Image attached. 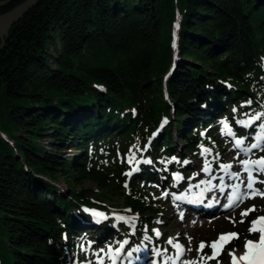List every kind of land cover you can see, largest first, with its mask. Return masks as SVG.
<instances>
[{"label":"trees","instance_id":"16d2710c","mask_svg":"<svg viewBox=\"0 0 264 264\" xmlns=\"http://www.w3.org/2000/svg\"><path fill=\"white\" fill-rule=\"evenodd\" d=\"M221 120L248 140L264 125V0H40L0 35V264H80V241L121 240L92 221L109 188L160 246L152 185L215 158Z\"/></svg>","mask_w":264,"mask_h":264},{"label":"rangeland","instance_id":"374dc122","mask_svg":"<svg viewBox=\"0 0 264 264\" xmlns=\"http://www.w3.org/2000/svg\"><path fill=\"white\" fill-rule=\"evenodd\" d=\"M237 119L238 118H234L236 122L244 120L241 118L240 120H237ZM247 120H250V119H247ZM247 120H244V121H247ZM225 122L227 123L226 120H221V122L217 124L219 125V127L217 128H220L219 132H220V138L222 141L221 149L215 158H212V160L210 159L206 161V163H209L211 161L214 164H216L218 159H222V162H223L222 165L226 163V165L233 166L234 168L231 167L233 173H239L240 175L241 173L240 171L243 172L244 167L241 166V163L238 160V157L242 156L243 152L240 151L236 147L234 139L229 138L226 135V133L223 134V132H226L227 130L224 127ZM258 129L259 130H257L255 135L253 136L252 143L257 142L256 137L258 135L264 136V132L262 131V128L260 127ZM173 137H176V135H173ZM181 141L182 140L177 139L178 145H181ZM123 143L125 144V140H123ZM262 147H264V144H262ZM68 153H71L70 150L68 151ZM263 153H264V150H261V148L253 149L251 150V152H249L250 156H253L256 160L261 157H264V155H261ZM189 159L193 163V166H192V169L194 170L193 178L200 179V177L204 175V173L200 169L203 166V164H201V162L199 161L197 157L191 156L189 157ZM205 159L207 158L205 157ZM140 160L139 162H137L135 166H132L125 171L124 173L125 178L128 179V177H131V175H133L134 169L142 161ZM131 161H132L131 157L127 154V151L125 150V148H118V155H117V160H116L117 164L119 165L118 172L122 173L123 171V167L121 165H129ZM221 166L219 169V173H220V175H218L219 178L221 176V173L222 175H224L223 174L224 172H222ZM211 167L212 166H209V168ZM237 168L239 169V171L237 170ZM127 173H131V175H127ZM213 173L214 175H216L218 173V170L216 172L214 170ZM256 174H260L259 176H261V181H264V173H259L256 171ZM246 176H247V173L246 172L243 173L244 179H246ZM58 184L60 185L62 190L67 189L66 183L63 178H60V180L58 181ZM232 184L234 185V181H232ZM262 185H264V183H259V185H256V186L261 187ZM85 186L95 187L96 184L92 181H87L85 182ZM152 188H153L151 189L152 196L154 198L161 199L162 200L161 202H163L164 204H166L168 201L176 202L174 199V195L172 196V194L170 193H168L170 194V197L168 199L165 198L166 196L165 194H167V192L165 191V188H162L158 182H155L152 185ZM111 191H112L111 188H109L108 195L111 196L113 199H109V201L105 200V203H107L110 206V208L108 209L109 212L114 213L115 218L118 213L128 214L129 212L121 210L122 209L121 204H122L123 199L120 196L112 195ZM93 194H95V192H93ZM226 196H228V193ZM169 202L168 204L172 206V204ZM253 205H255L256 211L251 212L247 217H244L243 218L244 222L241 223L240 222L242 219L241 212L244 211L245 209L252 208ZM172 215H173L172 212L167 211L164 214H161L160 216H158L157 218L152 217V219H154V221L156 222V229L160 233L159 235L160 240L158 241V244L160 245L163 244L167 249H169V251L167 252V254H165V256L169 258H173L175 251H176L175 245L178 242H181L179 240V235H182V238L185 241L183 243L184 245L187 246V249H188L186 256H185L184 264H186V262H193V261H195L196 264H226V262L229 260L230 252L236 251L239 248H241L246 243L247 240H253V241L258 240L259 234L258 233L249 234V228L251 226V221L256 220L258 217H264V197H261L260 195H258L257 198L255 199H245L228 213H224L221 215H217V213L206 215L205 218L211 216V217H217L218 219H220L216 224H213V225L211 224L207 226L197 227L194 222V220L196 219V216L188 215L187 224L183 226L182 225L183 222L180 221L179 215H177V217H171ZM205 218H200V221L203 222ZM137 219H138L137 216L130 215L128 216L127 220H125V222L128 223V225L130 226V224L131 223L134 224L137 221ZM172 219H173V222L171 221ZM117 220L121 221L120 219H117ZM233 220L235 221V223L232 222ZM179 225L183 226L182 229L179 228ZM116 230H119V227H117ZM120 232L122 234L123 231H120ZM236 232L245 234V237L242 238V240H238V242L242 244L240 247L235 248L233 250H228L227 245L229 243H227L222 250V252L224 253V257H225L224 259H221L220 261L216 259L215 260L208 259V257L212 256V252H213L212 248L210 247L212 242L216 241L222 233L227 234V233H236ZM127 237H129V235ZM134 239L137 241L138 239L137 235H135ZM149 239L152 242L155 241L154 237H150ZM169 239H171L173 243L170 244L168 242ZM202 241L205 242L206 247L203 249V251H198L197 249L199 248V245ZM89 242L90 241L88 242L80 241L79 243L80 244V258H81L80 264H99L100 257L107 258L110 261L112 258V255H114V250L122 244V243H119V240H117L116 242H114V240H109V237L105 235L103 239H101V241L97 245H94L92 242L91 243ZM143 246L145 247V245ZM137 249L140 250V247L138 246ZM154 253H155L154 251L148 250L145 253V255L146 257H148L149 260H153ZM201 257H204V259H201Z\"/></svg>","mask_w":264,"mask_h":264},{"label":"snow or ice","instance_id":"6c2138e0","mask_svg":"<svg viewBox=\"0 0 264 264\" xmlns=\"http://www.w3.org/2000/svg\"><path fill=\"white\" fill-rule=\"evenodd\" d=\"M249 103L251 102L249 101ZM259 118L260 117L257 116L247 121H238V123H240L244 127H250L252 123L254 122V120H257ZM224 127L225 129L228 130V134L234 135V133L231 132V129L228 127L226 122L224 123ZM260 127L264 129V125H261ZM256 140H257L256 143H252L249 147L245 148V147H242V145H244L245 143L244 139L238 138L235 140V145L245 155L251 152L252 149L261 148V150H264V147H262V144H264V136L258 135L256 137ZM205 151H208V149H205ZM134 158L135 157L133 155L132 159ZM172 159L175 160L176 158L173 157ZM185 163H188V161H185ZM241 163L244 166V171L247 172V175H248V180L246 184V188L248 189V192L241 194L239 191V185H237L233 194L228 197L229 203L226 205V207H229V208L233 207L234 205H237L239 202H242L245 199H254L257 195L264 197V192L254 187L256 183L258 182L264 183V181H258L256 177L253 176V166H256L257 172L264 173V157H261L255 161H250L246 159V160L241 161ZM221 167L224 169H230L232 166L222 165ZM205 170L207 171V169ZM127 175H131V173H127ZM231 175L234 178L239 177V173H231ZM177 179H180V177L177 176ZM241 183H243V181ZM176 199H181V197H176ZM254 211H256L255 205H253L252 208L250 209H245L244 211H242L241 212L242 219L240 222L243 223L244 222L243 218L247 217L251 212H254ZM92 214L100 219L105 218L102 213L94 212ZM118 219L125 220L124 217H118ZM232 222L235 223L234 220ZM256 233L259 234L258 241L247 240L245 243L246 253L244 255L237 258L235 256V251L229 253V256L231 258V264H239L240 261L245 262V264H264V217H258L256 220L251 221V226L249 228V234H256ZM156 235L159 236L160 233L157 231ZM238 238H239L238 233H227V234L222 233L216 241L211 243L210 247L212 248L213 252H212V256L208 257V259H216L218 255L222 252L224 246L227 243H230L233 239H238ZM168 242L170 244L173 243L171 239H169ZM175 246L178 249L179 255H182L184 251L183 246L180 244H176ZM205 247H206V244L205 242L202 241L197 250L203 251ZM116 251L118 252L119 249H117ZM129 255H131V253H129ZM201 259H204V257H201ZM100 264H102V261L100 262ZM186 264H196V262L195 261L186 262Z\"/></svg>","mask_w":264,"mask_h":264},{"label":"bare ground","instance_id":"6f19581e","mask_svg":"<svg viewBox=\"0 0 264 264\" xmlns=\"http://www.w3.org/2000/svg\"><path fill=\"white\" fill-rule=\"evenodd\" d=\"M0 35H2L4 33V30H0ZM217 127H219V125H217ZM247 142V140H245ZM253 167H256V166H253ZM201 171L204 173V175L198 180V183H199V186H200V190H203L204 192H209V191H214L215 190V187L217 186V177L213 176V175H210V172L211 170L208 169V167H204L202 166L201 168ZM207 169V171L205 170ZM243 173L245 172H242V175ZM226 179H229L228 176H226ZM231 180V179H229ZM226 189H230V186L229 187H226ZM170 197V194H167L165 196V198H169ZM169 202V201H168ZM168 202L166 204L163 203V211H162V214H164L165 212L167 211H170L173 213V215L171 217H177V215H179L180 217V221L183 222V226L185 224H187V221H188V214L187 213H184L182 212V206L178 203V202H169L172 204L169 205ZM166 216V215H165ZM200 218H205V217H202V216H196V219L194 220L195 222V225L197 227L199 226H207V225H213V224H216L220 219H218L217 217H207L203 220V222L200 221ZM173 222V219L171 220ZM183 226H180L179 225V228L182 229ZM179 240L181 241V244H183L182 242H185L182 238V235H179ZM258 241V240H257ZM246 253V248H245V244L239 248L238 250L235 251V256L237 258H239L240 256L244 255ZM130 257V256H129ZM129 257H127V259H129ZM146 262H148V257H146ZM139 264L140 261H137ZM243 261H240L239 264H241ZM226 264H231V258L229 257V260L226 262Z\"/></svg>","mask_w":264,"mask_h":264},{"label":"water","instance_id":"95a60500","mask_svg":"<svg viewBox=\"0 0 264 264\" xmlns=\"http://www.w3.org/2000/svg\"><path fill=\"white\" fill-rule=\"evenodd\" d=\"M11 0L0 3V6H4L10 3ZM40 0H26L18 7L14 8L10 12L0 16V30H4L3 34H6L13 24L18 22L26 13H28L33 7H35ZM1 34V33H0ZM2 34V35H3Z\"/></svg>","mask_w":264,"mask_h":264}]
</instances>
